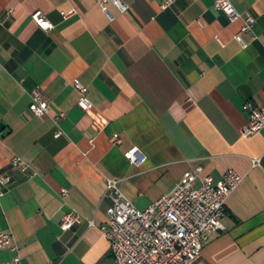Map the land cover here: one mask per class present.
<instances>
[{
	"label": "crops",
	"instance_id": "obj_1",
	"mask_svg": "<svg viewBox=\"0 0 264 264\" xmlns=\"http://www.w3.org/2000/svg\"><path fill=\"white\" fill-rule=\"evenodd\" d=\"M120 1L129 10L111 8L109 21L98 0H0V176L9 178L0 182V233L12 234L22 264H114L100 230L111 205L105 178L144 210L189 170L215 181L234 170L243 181L226 202L225 230L198 264H264V130L242 136L244 104L264 106V0H234L256 18L245 49L234 39L241 22L215 0ZM36 11L51 29L33 21ZM77 81L88 88L87 111ZM38 89L48 115L29 109ZM131 148L146 162L131 164ZM15 156L36 174L13 168ZM71 210L82 222L63 231ZM13 255L0 248V264Z\"/></svg>",
	"mask_w": 264,
	"mask_h": 264
},
{
	"label": "built area",
	"instance_id": "obj_2",
	"mask_svg": "<svg viewBox=\"0 0 264 264\" xmlns=\"http://www.w3.org/2000/svg\"><path fill=\"white\" fill-rule=\"evenodd\" d=\"M173 1L164 0L161 7L168 8ZM98 3L109 21L115 19L111 8L120 14L126 13L130 8L120 0H98ZM214 7L224 13L230 23L241 22L234 39L242 48H247L249 44L243 39V34L252 33L256 18L249 14L242 16L235 8L234 0H215ZM75 12L76 10L72 9L62 15L67 18ZM32 19L44 30L52 28V24L40 11L34 12ZM252 39L257 40V37L253 36ZM74 87L79 94V108L83 111L89 110L92 102L87 86L77 81ZM29 109L36 116L50 113L49 102L41 90L32 93ZM244 110L248 113L249 122L243 129L242 136L251 137L263 131L264 106L250 101L244 104ZM61 134L62 131L58 130L56 136ZM111 143L113 146H119L122 139L114 135ZM124 156L136 166L147 160V156L139 148H131ZM258 162L259 159H253L254 165ZM11 164L27 176L33 177L36 174L21 157H13ZM202 172V167L185 172L169 193L152 202L144 210L137 209L124 195L119 179L105 178L111 205L106 212L107 222L100 230L109 243L114 264H198L204 244L210 237L225 230L223 219L226 202L243 181V176L234 170H227L218 181L211 176L199 178ZM198 180L200 185L196 187ZM0 182L7 183L9 178L0 176ZM81 222V216L71 210L64 214L61 229L70 230ZM0 248H10L14 252L9 264H22L12 234L0 233Z\"/></svg>",
	"mask_w": 264,
	"mask_h": 264
},
{
	"label": "water",
	"instance_id": "obj_3",
	"mask_svg": "<svg viewBox=\"0 0 264 264\" xmlns=\"http://www.w3.org/2000/svg\"><path fill=\"white\" fill-rule=\"evenodd\" d=\"M2 126H3V125H2V124H0V129L2 128Z\"/></svg>",
	"mask_w": 264,
	"mask_h": 264
}]
</instances>
